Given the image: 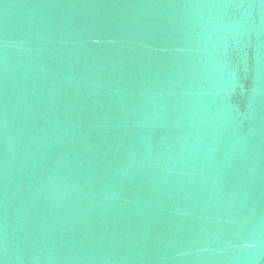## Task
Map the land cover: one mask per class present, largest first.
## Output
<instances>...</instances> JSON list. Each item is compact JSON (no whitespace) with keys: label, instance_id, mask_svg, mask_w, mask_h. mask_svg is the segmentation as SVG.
I'll return each instance as SVG.
<instances>
[{"label":"water","instance_id":"1","mask_svg":"<svg viewBox=\"0 0 264 264\" xmlns=\"http://www.w3.org/2000/svg\"><path fill=\"white\" fill-rule=\"evenodd\" d=\"M0 264H264V0H0Z\"/></svg>","mask_w":264,"mask_h":264}]
</instances>
